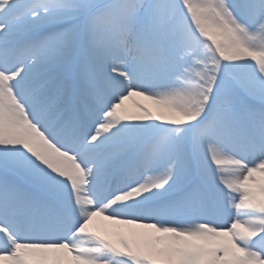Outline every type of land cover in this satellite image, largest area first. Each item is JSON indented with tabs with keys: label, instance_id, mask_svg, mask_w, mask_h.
<instances>
[{
	"label": "snow or ice",
	"instance_id": "6c2138e0",
	"mask_svg": "<svg viewBox=\"0 0 264 264\" xmlns=\"http://www.w3.org/2000/svg\"><path fill=\"white\" fill-rule=\"evenodd\" d=\"M0 264H264V0H0Z\"/></svg>",
	"mask_w": 264,
	"mask_h": 264
}]
</instances>
